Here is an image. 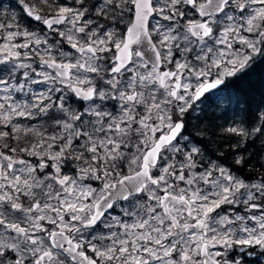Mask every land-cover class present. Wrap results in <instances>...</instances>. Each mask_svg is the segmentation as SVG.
<instances>
[{
    "label": "snow or ice",
    "instance_id": "6c2138e0",
    "mask_svg": "<svg viewBox=\"0 0 264 264\" xmlns=\"http://www.w3.org/2000/svg\"><path fill=\"white\" fill-rule=\"evenodd\" d=\"M19 3L45 31L0 20V264L264 255V176L198 159L182 135L209 100L240 102L236 81L264 60V0ZM223 131L246 150L264 123Z\"/></svg>",
    "mask_w": 264,
    "mask_h": 264
},
{
    "label": "trees",
    "instance_id": "16d2710c",
    "mask_svg": "<svg viewBox=\"0 0 264 264\" xmlns=\"http://www.w3.org/2000/svg\"><path fill=\"white\" fill-rule=\"evenodd\" d=\"M250 67L248 74L234 85L239 90L234 100L239 99L240 102L234 103L224 113L219 108L213 111L214 106L208 101V108L202 114H197L199 118L195 119V129L189 132L192 143L210 159L228 167L235 175L247 177L249 181L264 176V135L258 134L247 141L246 150L243 147L234 149L232 147L237 137L225 133L223 129L235 122L236 118L243 120L245 117L248 125L255 123L258 127L264 123L258 119L264 114V60L257 57ZM258 139H261V146ZM241 153L245 159L243 166L235 164L237 154Z\"/></svg>",
    "mask_w": 264,
    "mask_h": 264
},
{
    "label": "rangeland",
    "instance_id": "374dc122",
    "mask_svg": "<svg viewBox=\"0 0 264 264\" xmlns=\"http://www.w3.org/2000/svg\"><path fill=\"white\" fill-rule=\"evenodd\" d=\"M25 2L28 3V4H35V3H37V0H25ZM57 2L65 3V4H71L72 0H57ZM88 2L89 3H95L96 0H88ZM3 16H5V18H6L5 21H9V20H11L12 17H15V22L16 23L20 24L22 28H27L28 30L31 29L30 31H36V32H43V31H45L44 28H42V27L39 28L37 26V24H34L33 22H31L33 20H30V21L27 20V24H26V22H25L26 20H25L24 15H22V13L17 8L11 6L9 3H7L4 0H0V19H2ZM18 18L21 19V23H19L17 21ZM100 22L101 23H106V21H104L103 18H100ZM121 27H123V26L121 25ZM58 39H59V37L56 34H54V33L49 36L50 43H55V41L58 40ZM63 49L66 52H71V50L69 49V46L67 44H63ZM33 87L43 88L44 85L33 86ZM70 100H71V102H75V100H74L73 97H71ZM209 101H211V100H209ZM197 114L198 113H191L189 115V117H187L186 127H185V129L183 131V134H182L183 136L189 137V141L187 142V147L188 148H191L193 146L198 147L197 145H195L194 143H192V140H191V137H190V134H189V132H191V131H193L195 129V126H194L196 124L195 123V119H196L195 117L197 116ZM241 120L238 119V118H236L235 122L231 123V125H229V126H232L233 124H235L236 126H246V127H249V129L253 125L256 126V127H258V124H255V123H251L250 125H248L247 124V118H245V117L243 118V121L246 122L244 125L241 124ZM21 122L22 123H26V124H30V125H32V124L38 125L39 124V121L38 120H35V121H27V120H25V121H21ZM251 138H252V136L248 137L247 138V141H250ZM238 139H240V138L237 137L235 140L237 141ZM258 140H259L258 145L261 146V144H260L261 143V139H258ZM236 141H234V145H235ZM180 142L182 144L185 143L183 140H181ZM77 143H79V141ZM241 143H243V140H241ZM234 145H233L232 148L235 149ZM241 154L243 155V153H241ZM200 157H203V160L206 161V162L214 161L213 159H210L201 149H200V156L197 157V158L199 159ZM214 162H216V161H214ZM72 163L73 162H69L68 165L66 166V168H69L70 170H74L73 172H75V168L72 166ZM63 171L65 172V170H63ZM258 251L259 250H257V252ZM249 259L252 260V261H250L251 264H264V255H254L252 257H249Z\"/></svg>",
    "mask_w": 264,
    "mask_h": 264
},
{
    "label": "flooded vegetation",
    "instance_id": "af4514ba",
    "mask_svg": "<svg viewBox=\"0 0 264 264\" xmlns=\"http://www.w3.org/2000/svg\"><path fill=\"white\" fill-rule=\"evenodd\" d=\"M4 1H6L7 3H9L11 6H13V7H15V8H17L21 13H22V11L15 5V4H13L11 1H9V0H4ZM22 15H24L23 13H22ZM24 17H25V22H26V24H27V20H29L30 21V19L29 18H27L25 15H24ZM0 20H6V18H5V16H3V18L2 19H0ZM17 21L19 22V23H21V19H17ZM31 22H33L34 24H37V26L39 27V28H41V24L39 23V22H37V21H31ZM31 30V29H30ZM70 49V48H69ZM71 50V49H70ZM72 51V50H71ZM74 98V97H73ZM74 100H75V102H71V100L69 101V103H71L72 105H74V106H77V105H84V103L85 102H83V101H78V100H76L75 98H74ZM186 120H187V117H186ZM27 158V157H26ZM28 159H33V158H28ZM34 160V159H33ZM63 170H65V172L67 173V174H74V170H70L69 168H64ZM49 171H50V169H49ZM69 173H68V172ZM119 208H114L113 210H112V213L115 215V214H118L119 213Z\"/></svg>",
    "mask_w": 264,
    "mask_h": 264
},
{
    "label": "water",
    "instance_id": "95a60500",
    "mask_svg": "<svg viewBox=\"0 0 264 264\" xmlns=\"http://www.w3.org/2000/svg\"><path fill=\"white\" fill-rule=\"evenodd\" d=\"M9 1H11L13 4H15L21 11H22V13L27 17V18H29L30 20H33V21H35L34 19H32V18H30V17H28L27 15H26V13H24L23 12V5H21L20 3H19V0H9ZM41 26H43L42 24H41ZM44 27V26H43ZM72 50V49H71ZM73 51V50H72Z\"/></svg>",
    "mask_w": 264,
    "mask_h": 264
}]
</instances>
